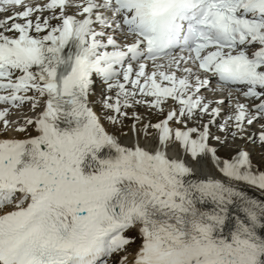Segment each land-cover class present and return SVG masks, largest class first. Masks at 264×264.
Instances as JSON below:
<instances>
[{
    "label": "snow or ice",
    "instance_id": "1",
    "mask_svg": "<svg viewBox=\"0 0 264 264\" xmlns=\"http://www.w3.org/2000/svg\"><path fill=\"white\" fill-rule=\"evenodd\" d=\"M226 100L221 131L264 121V0H0V264H128L132 230L131 264H264V171L208 143ZM25 104L40 110L15 126ZM141 105L164 118L137 127ZM129 109L132 130L210 155L226 179L122 145L104 121L123 129Z\"/></svg>",
    "mask_w": 264,
    "mask_h": 264
},
{
    "label": "bare ground",
    "instance_id": "2",
    "mask_svg": "<svg viewBox=\"0 0 264 264\" xmlns=\"http://www.w3.org/2000/svg\"><path fill=\"white\" fill-rule=\"evenodd\" d=\"M212 87L215 86L212 85ZM102 89L103 86L99 85L97 91H95V93L91 96V100L93 101L92 106L98 114H100L101 112L100 101ZM203 94L207 97L208 101L214 102L217 99H223L222 96H217L215 93H213L211 88L205 91ZM236 99H239V101L242 103L245 102L244 98L242 97L238 96L236 97ZM145 107L146 106L141 105L135 108V112L141 118L140 123L139 125H137V127H142V125L148 124L149 122L151 124H155L164 118L163 116L157 115L155 110H152L148 107L146 112L143 113V108ZM231 108L232 106H230L229 108V103H227V100L223 105H221L220 116L215 118L216 122L211 124L209 128V140H212L209 146L216 148V154L219 157L221 164L224 160L232 161L234 157L238 156L239 152L245 151L249 154L250 160L253 165V170L264 171L262 169V167L264 166L260 168V165L257 162L258 160L264 162V143L259 140L260 132L264 131V129L261 128V123H264V121H261L260 123H254L251 126L246 125L245 132L238 133L237 135L233 136L231 133L236 130L234 127H231V124L229 130L226 131H221L219 127L225 122V120H227V117L232 114ZM39 110L40 109H37L36 112H33L30 110V106L25 104L22 108L20 107L16 110H11L8 119L10 121L16 122L15 126H19L24 123V120L26 118H34ZM132 111L133 109L128 110L129 118L125 120L123 129H120L119 126L112 127L106 120L104 121L105 126L110 132L115 133L122 145L140 144L147 149L154 150L159 148L162 151H166L169 158L178 159L184 162L192 170L193 179L216 178L222 181L226 179L221 173L220 168L215 164L214 161L211 160L210 155L205 159H201L200 157L193 158L191 157V154L188 153L179 142H173L168 144L167 146L161 145L158 142V134H155V132L158 131L154 128H151L153 130L147 132V134L142 130L139 132L132 130V125L135 123V121L131 117ZM208 121L209 117L204 116L203 119L199 122H189L188 126H200V128L202 129V125L205 122L208 123ZM14 136L21 139L24 138L23 134H19L17 132H14L12 135L7 134V137L5 138ZM216 137H219L220 139L217 140ZM238 186L245 187L242 184ZM246 190L252 196L259 197L261 195L254 188H247ZM199 206L204 210H208L211 208V205Z\"/></svg>",
    "mask_w": 264,
    "mask_h": 264
},
{
    "label": "rangeland",
    "instance_id": "3",
    "mask_svg": "<svg viewBox=\"0 0 264 264\" xmlns=\"http://www.w3.org/2000/svg\"><path fill=\"white\" fill-rule=\"evenodd\" d=\"M144 110H146V108H145ZM144 112H146V111H143V113H144ZM152 130H153V129H152ZM152 130H151V131H152ZM148 132H149V130H148ZM8 133H9V134H13L14 131H9ZM260 149H262V148H260ZM257 162H258V164L260 165V168H261L262 166H264V162H261V160H258ZM262 169L264 170V167H262ZM129 236L136 237V240H135V242H134L133 244H131V245L129 246V249H128V259H129L130 255L136 251V249L138 248V246H139V244H140V239H139L138 235H137L135 232H131V233L129 234ZM123 255H124V254H123ZM121 256H122V255H121ZM120 258H121V257H120ZM120 258L117 259V261L115 262V264H119V262H120ZM129 264H130V263H129Z\"/></svg>",
    "mask_w": 264,
    "mask_h": 264
}]
</instances>
